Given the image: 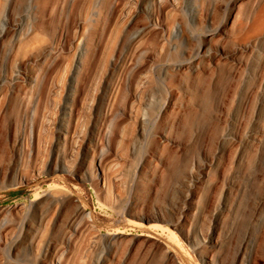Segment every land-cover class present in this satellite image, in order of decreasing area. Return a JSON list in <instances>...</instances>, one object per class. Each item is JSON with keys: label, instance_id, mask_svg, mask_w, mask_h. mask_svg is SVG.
Listing matches in <instances>:
<instances>
[{"label": "rangeland", "instance_id": "374dc122", "mask_svg": "<svg viewBox=\"0 0 264 264\" xmlns=\"http://www.w3.org/2000/svg\"><path fill=\"white\" fill-rule=\"evenodd\" d=\"M264 0H0V264H264Z\"/></svg>", "mask_w": 264, "mask_h": 264}, {"label": "bare ground", "instance_id": "6f19581e", "mask_svg": "<svg viewBox=\"0 0 264 264\" xmlns=\"http://www.w3.org/2000/svg\"><path fill=\"white\" fill-rule=\"evenodd\" d=\"M264 27V10L260 11L255 21L254 29L259 30Z\"/></svg>", "mask_w": 264, "mask_h": 264}]
</instances>
